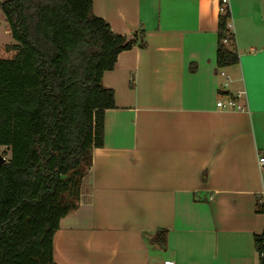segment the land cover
<instances>
[{
	"label": "crops",
	"instance_id": "crops-1",
	"mask_svg": "<svg viewBox=\"0 0 264 264\" xmlns=\"http://www.w3.org/2000/svg\"><path fill=\"white\" fill-rule=\"evenodd\" d=\"M229 3L239 62L218 69V0H92L114 34L144 31L146 46L102 76L115 108L54 233V264H258L264 0ZM159 229L165 250L150 244Z\"/></svg>",
	"mask_w": 264,
	"mask_h": 264
},
{
	"label": "trees",
	"instance_id": "trees-1",
	"mask_svg": "<svg viewBox=\"0 0 264 264\" xmlns=\"http://www.w3.org/2000/svg\"><path fill=\"white\" fill-rule=\"evenodd\" d=\"M0 11L16 43L0 46V147L9 152L0 164V264H54V233L78 207L105 111L115 108L102 76L120 53L145 48V34H114L92 0H5ZM227 19H218V69L239 62L234 36L223 43ZM255 212L264 213L259 199ZM166 234L157 230L150 244L165 250ZM253 244L264 264V230Z\"/></svg>",
	"mask_w": 264,
	"mask_h": 264
},
{
	"label": "built area",
	"instance_id": "built-area-1",
	"mask_svg": "<svg viewBox=\"0 0 264 264\" xmlns=\"http://www.w3.org/2000/svg\"><path fill=\"white\" fill-rule=\"evenodd\" d=\"M218 2H219V7H218L219 17H228L227 23H226L227 34L223 39V43L227 44L228 41L231 39V37L234 36L233 26H232L231 17H230V3H229V0H218ZM226 105L230 109H236V110L242 111V108L236 103V101L234 99H227ZM221 106H222V103L218 102L217 107H221ZM0 158H2L4 160V162L9 159V157H3L1 155H0ZM258 166H259V169L264 168V157L259 158ZM163 264H173V263L172 262H165Z\"/></svg>",
	"mask_w": 264,
	"mask_h": 264
},
{
	"label": "rangeland",
	"instance_id": "rangeland-1",
	"mask_svg": "<svg viewBox=\"0 0 264 264\" xmlns=\"http://www.w3.org/2000/svg\"><path fill=\"white\" fill-rule=\"evenodd\" d=\"M2 1L3 0H0V3ZM15 44H16L15 41L12 39V37L9 34L7 23L4 19V16L0 11V46H12ZM219 101L223 103L225 100L223 98H220ZM0 155L3 157H9V152L6 151L5 149H2V147H0Z\"/></svg>",
	"mask_w": 264,
	"mask_h": 264
},
{
	"label": "water",
	"instance_id": "water-1",
	"mask_svg": "<svg viewBox=\"0 0 264 264\" xmlns=\"http://www.w3.org/2000/svg\"><path fill=\"white\" fill-rule=\"evenodd\" d=\"M4 163V160L2 158H0V164Z\"/></svg>",
	"mask_w": 264,
	"mask_h": 264
}]
</instances>
